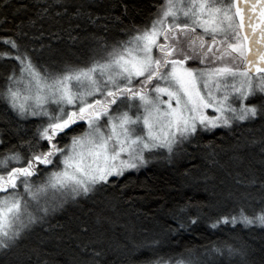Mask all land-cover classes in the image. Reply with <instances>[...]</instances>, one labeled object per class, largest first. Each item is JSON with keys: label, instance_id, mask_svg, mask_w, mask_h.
Segmentation results:
<instances>
[{"label": "snow or ice", "instance_id": "6c2138e0", "mask_svg": "<svg viewBox=\"0 0 264 264\" xmlns=\"http://www.w3.org/2000/svg\"><path fill=\"white\" fill-rule=\"evenodd\" d=\"M92 7L88 0H0V23H7L8 9L20 17L5 29L10 35L0 36V62L11 65L0 85V103L14 114L18 138L0 151V256L13 255V264H49L39 247L18 251L32 226L46 223L49 212L68 199L115 185L126 171L147 163L145 153L152 157L154 150H165L171 162L185 144L199 147L205 132L264 122V0H154V11L130 25L124 24L127 4L114 17L97 15ZM257 7L254 24L251 13ZM61 20L67 27L60 31L70 41H90L86 60L58 58L51 44L33 45L39 39L33 29L43 36L46 21L51 27ZM113 21L122 38L106 35ZM82 23L100 31L85 28L82 37L77 32ZM48 35L62 38L50 30ZM33 118L25 138L19 121ZM249 143L259 146L264 163V135ZM5 144L0 132V145ZM260 185L264 201V180ZM101 219L98 215L97 222ZM238 221L264 228V204L251 214L241 207L237 214L221 215L212 227ZM105 252L85 243L72 264H102ZM208 254L227 264L234 259L249 264L244 245L225 243ZM187 264L200 261L189 258Z\"/></svg>", "mask_w": 264, "mask_h": 264}, {"label": "trees", "instance_id": "16d2710c", "mask_svg": "<svg viewBox=\"0 0 264 264\" xmlns=\"http://www.w3.org/2000/svg\"><path fill=\"white\" fill-rule=\"evenodd\" d=\"M88 3L93 5L91 11L97 15L110 17L120 16L121 4H127L129 13L124 19L125 25L139 24L154 11V0H88ZM6 15L7 23H0V36L10 35L5 29H11L20 21V17H13L11 9ZM51 24V21L44 23L43 36L32 30L39 37L32 42L36 48L41 43L51 44L53 55L58 58L72 61L88 58L90 41H70L67 34L60 31L67 27L64 20L50 27ZM85 28L88 32L100 31L82 23L77 30L82 37ZM49 30L62 38L53 39L48 35ZM106 35L109 39L122 38L120 25L113 21ZM43 54L47 59V49ZM10 67L9 63L0 62V85ZM34 119L19 121L21 135L25 138L31 135ZM0 132L7 141L0 145V151L17 144L16 118L2 103ZM262 135L264 122L261 121L234 123L231 127L205 132L199 147L195 143L185 144V150L171 162L159 158L138 171L126 172L115 185L107 186L102 192L77 197L75 201L68 199L49 212L46 223L32 226L18 251L39 247L49 264H72V258L80 254L83 244L91 242L98 249L105 248L102 264H148L159 257L165 260L171 257L168 264H176L177 260L187 264L189 258H198L200 264H227L226 259L208 254L213 246L227 243L247 246L249 264H264V228L246 227L239 221L235 225L212 227L221 215L237 214L241 207L251 214L264 204L260 195L264 163L259 146L249 143L253 137ZM213 150L215 156L211 157ZM213 158L218 163H212ZM249 177H255V184L247 183ZM98 215L102 217L99 223ZM181 223L183 228L179 227ZM81 226H86L88 231H81ZM137 245L139 247H135ZM0 264H13V255L0 256Z\"/></svg>", "mask_w": 264, "mask_h": 264}, {"label": "rangeland", "instance_id": "374dc122", "mask_svg": "<svg viewBox=\"0 0 264 264\" xmlns=\"http://www.w3.org/2000/svg\"><path fill=\"white\" fill-rule=\"evenodd\" d=\"M227 2H228V0H209V3H217V4H219V3H227ZM201 31H202L201 29L197 28V32L198 33L201 32ZM208 112H209L210 115L213 114V111L211 109H209ZM154 151L156 152V155H154L152 157H148V154L145 153V156H146V159H147V163L146 164L140 166L138 169H130L128 171H138L141 168H144V167H147V166L153 164L159 158H167V153H166L165 150H154ZM128 171H126V172H128ZM43 203H44V200L41 199V204H43ZM28 210L29 211H33V208L30 207Z\"/></svg>", "mask_w": 264, "mask_h": 264}, {"label": "water", "instance_id": "95a60500", "mask_svg": "<svg viewBox=\"0 0 264 264\" xmlns=\"http://www.w3.org/2000/svg\"><path fill=\"white\" fill-rule=\"evenodd\" d=\"M250 2H255V0H250ZM241 3H243V0H241ZM251 15L255 18L253 20V23H257V21L259 20V15H258V7H257V10H253V12L251 13ZM244 31H247V27L244 29ZM251 42L249 41V44Z\"/></svg>", "mask_w": 264, "mask_h": 264}]
</instances>
